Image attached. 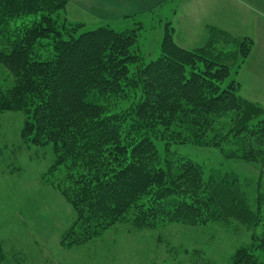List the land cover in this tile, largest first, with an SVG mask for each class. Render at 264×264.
I'll list each match as a JSON object with an SVG mask.
<instances>
[{
	"label": "trees",
	"instance_id": "16d2710c",
	"mask_svg": "<svg viewBox=\"0 0 264 264\" xmlns=\"http://www.w3.org/2000/svg\"><path fill=\"white\" fill-rule=\"evenodd\" d=\"M71 1L0 0V62L13 78L0 88V112L22 110V139L52 144L56 166L71 165L64 195L75 219L62 243L87 245L124 221L137 229L208 220L257 227L264 202L250 194L264 172L263 109L232 78L253 40L212 27L205 45L190 50L167 22L159 56L147 61L144 28L60 25L55 14ZM220 36L237 49L217 50ZM182 143L219 148L260 174L244 183L239 174L207 170L174 156L170 147ZM259 248L241 246L231 264H264Z\"/></svg>",
	"mask_w": 264,
	"mask_h": 264
},
{
	"label": "rangeland",
	"instance_id": "374dc122",
	"mask_svg": "<svg viewBox=\"0 0 264 264\" xmlns=\"http://www.w3.org/2000/svg\"><path fill=\"white\" fill-rule=\"evenodd\" d=\"M69 4L55 14L60 25L83 22L84 15ZM151 19L146 21L147 35L151 34L143 39L148 47L144 49L147 61L159 56L155 36L167 28L158 18ZM152 26L155 27L150 30ZM128 28L144 25L136 23ZM88 29L91 27H84ZM173 35L175 39V29ZM219 38L227 44L218 42L217 50L237 49L231 40ZM235 76L233 73L232 78ZM12 84L9 69L0 62V88ZM261 107L264 116V105ZM26 117L22 110L0 112V264H231L237 249L248 244L260 246L257 254L264 258V220L254 229L215 220L194 226L164 223L151 229H137L124 221L106 229L87 245L67 247L62 243V234L75 219L72 204L64 195L71 165L56 166L52 144L39 146L22 139ZM159 148L164 153L161 141ZM170 148L177 154L174 156L203 163L207 170L239 174L244 183L260 174L254 164L227 159L216 147L182 143ZM261 177L260 188L250 194L252 202H264V172Z\"/></svg>",
	"mask_w": 264,
	"mask_h": 264
},
{
	"label": "crops",
	"instance_id": "0c3cea01",
	"mask_svg": "<svg viewBox=\"0 0 264 264\" xmlns=\"http://www.w3.org/2000/svg\"><path fill=\"white\" fill-rule=\"evenodd\" d=\"M69 5L84 15L81 19L85 28L109 23L124 29L136 21L142 22L143 52L148 48L143 44L144 35L148 34L146 21L155 17L165 25L169 22L175 29L176 42L190 50L205 45L212 27L251 38V54L233 73L242 85V96L264 105V0H72ZM164 32L162 28L155 36L156 50Z\"/></svg>",
	"mask_w": 264,
	"mask_h": 264
}]
</instances>
